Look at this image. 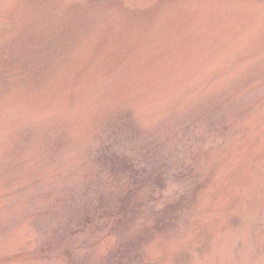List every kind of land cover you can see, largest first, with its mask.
<instances>
[{
    "label": "rangeland",
    "instance_id": "1",
    "mask_svg": "<svg viewBox=\"0 0 264 264\" xmlns=\"http://www.w3.org/2000/svg\"><path fill=\"white\" fill-rule=\"evenodd\" d=\"M0 264H264V0H0Z\"/></svg>",
    "mask_w": 264,
    "mask_h": 264
}]
</instances>
